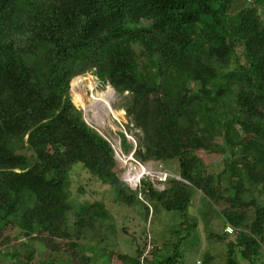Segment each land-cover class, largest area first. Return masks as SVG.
I'll return each mask as SVG.
<instances>
[{
	"label": "trees",
	"instance_id": "obj_1",
	"mask_svg": "<svg viewBox=\"0 0 264 264\" xmlns=\"http://www.w3.org/2000/svg\"><path fill=\"white\" fill-rule=\"evenodd\" d=\"M251 1L0 0V264H122L117 217L99 201L72 199L78 167L114 192L120 211L142 209L145 223L155 206L179 214L163 246L124 252L125 264L177 263L178 254L161 253L185 238L184 225L197 229L187 219L198 190L218 208L222 229L210 236L225 245L199 264H258L264 18L252 5L264 0ZM88 72L125 96V127L141 130L136 144L118 130L122 151L140 162L176 160L182 180L171 176L159 190L143 179L133 190L121 179L114 148L70 95L71 80ZM200 150L223 156L217 176ZM14 226L26 239L5 251ZM37 243L49 250L40 261Z\"/></svg>",
	"mask_w": 264,
	"mask_h": 264
},
{
	"label": "rangeland",
	"instance_id": "obj_2",
	"mask_svg": "<svg viewBox=\"0 0 264 264\" xmlns=\"http://www.w3.org/2000/svg\"><path fill=\"white\" fill-rule=\"evenodd\" d=\"M254 1L252 0L251 3ZM239 5H243L240 3ZM245 5V4H244ZM264 18V7L254 2L253 5ZM80 78V79H79ZM71 80L70 95L72 100L81 110L86 122L94 127L100 134H102L112 145L115 150L117 159L116 170L123 181H125L133 190L140 187V183L144 178L153 180V170H158V166L154 161L142 162L145 167L139 168L133 151L124 153L121 148V139L118 130L125 132L128 140L136 144L137 137L135 132L141 133L140 129L135 128L133 131L127 130L125 123L129 121L126 111L123 107L125 96L119 94L110 84H100L96 76L88 72L87 75ZM112 87V93H105L108 87ZM102 95L101 98L98 96ZM110 95V96H109ZM105 99V100H104ZM104 101V102H103ZM123 124V125H122ZM200 155L205 158L210 176L218 175V172L223 169L224 160L220 154H207L204 150L199 151ZM164 171L170 174V177L179 176V165L176 160L162 163ZM72 182L70 189L72 191V199L83 204H88L94 201L102 203L108 211L117 217V239L118 249L114 253L124 263L122 253H133L138 247L143 249L144 255L151 254V251L163 246L168 238L171 236L173 229L179 228L180 222L179 214L174 215L166 212L162 208L155 206V211L152 214L151 224L142 219L139 210L120 211V206L115 202V194L108 186L96 180L90 172L86 169L78 167L73 170L71 174ZM83 189L84 192H81ZM143 197V193H142ZM264 201V193L261 195ZM154 208V207H153ZM218 208L205 196V194L198 190L192 198V204L189 207L187 219L190 223L194 220L199 221L197 229L191 226L182 227L185 238L181 241L180 237H173L171 244L167 243V248L162 251L161 256H171L178 254L179 258L176 264H199L210 250L213 254L220 253L224 250L225 245L219 243L210 236V231H221L222 223L217 215ZM123 215V216H122ZM152 229L150 232L149 229ZM5 234L11 236V242L6 246L3 245V250H13V245L26 239L20 234L18 227H10L5 231ZM189 234V237L186 236ZM200 241V242H199ZM38 259L43 260L49 250L42 243H37ZM158 255L156 256L157 259ZM60 257L56 258L57 264L60 263ZM5 260H10L7 257ZM217 257L218 264H225ZM258 264L264 261V250L262 248L259 259L256 260Z\"/></svg>",
	"mask_w": 264,
	"mask_h": 264
},
{
	"label": "built area",
	"instance_id": "obj_3",
	"mask_svg": "<svg viewBox=\"0 0 264 264\" xmlns=\"http://www.w3.org/2000/svg\"><path fill=\"white\" fill-rule=\"evenodd\" d=\"M135 161L137 162V165H139V168H142V170L144 172L143 167H145V166L143 165V163L140 162L137 159H135ZM156 165L159 168H158V170L157 169L153 170L152 176L154 178H153V180L152 179L151 180L153 181V184H154L155 188H157L159 190H162V189H164L166 187V183H167L168 178L170 177V174L168 172L164 171L163 169H161L162 168V164L161 163L160 164H156ZM144 175H145V172H144ZM175 177L182 180L181 176H175ZM144 179H150V178H144ZM141 183H142V181H141ZM141 183H140V185H141ZM224 231L229 233V234H232L235 231V228H234L233 225L228 224L224 228Z\"/></svg>",
	"mask_w": 264,
	"mask_h": 264
},
{
	"label": "bare ground",
	"instance_id": "obj_4",
	"mask_svg": "<svg viewBox=\"0 0 264 264\" xmlns=\"http://www.w3.org/2000/svg\"><path fill=\"white\" fill-rule=\"evenodd\" d=\"M113 92V89H112V87H108V89H107V91L105 92V93H112ZM110 96V95H109ZM99 98H101L102 97V95H100V96H98ZM105 100V99H104ZM104 102V101H103Z\"/></svg>",
	"mask_w": 264,
	"mask_h": 264
}]
</instances>
